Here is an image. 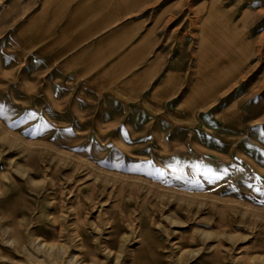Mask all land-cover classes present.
<instances>
[{"label": "rangeland", "instance_id": "1", "mask_svg": "<svg viewBox=\"0 0 264 264\" xmlns=\"http://www.w3.org/2000/svg\"><path fill=\"white\" fill-rule=\"evenodd\" d=\"M213 3L242 38L202 35ZM156 11L170 69L103 100L54 61L40 93L38 0H0V264H264V0Z\"/></svg>", "mask_w": 264, "mask_h": 264}, {"label": "crops", "instance_id": "2", "mask_svg": "<svg viewBox=\"0 0 264 264\" xmlns=\"http://www.w3.org/2000/svg\"><path fill=\"white\" fill-rule=\"evenodd\" d=\"M157 6L158 0H38L40 93L52 61L50 79L62 93L109 100L127 86L140 98L154 92L174 62V49L154 27ZM169 81L166 75L162 84Z\"/></svg>", "mask_w": 264, "mask_h": 264}, {"label": "bare ground", "instance_id": "3", "mask_svg": "<svg viewBox=\"0 0 264 264\" xmlns=\"http://www.w3.org/2000/svg\"><path fill=\"white\" fill-rule=\"evenodd\" d=\"M218 20H220L221 22H218ZM216 22L220 23L221 26H219L218 24H216ZM216 25V26H215ZM211 26H215V32L217 34V36H220L222 34H224V32L226 34H228L229 32H233L235 34H237L238 37L242 38V31L240 30V27L238 26V23L231 17V15H229L226 12H222L217 6L216 3H213L208 15L206 16L205 22L203 24V28H202V35L205 36L210 30L213 31L214 28H211ZM225 34V35H226ZM202 36V37H203ZM219 42V41H218ZM220 42L219 44V52L224 56L228 55H235V59L237 60L236 62L238 63L240 60H243L244 57L250 52V50H252V43H248L247 45H243L239 44V47L236 49L235 52H233L234 50L230 51L229 48H226V44ZM214 45H217V43H211L209 45H207L204 49L206 50V52H209L212 47ZM247 46V47H246ZM230 53V54H229ZM227 55V56H228ZM83 264V263H81Z\"/></svg>", "mask_w": 264, "mask_h": 264}]
</instances>
